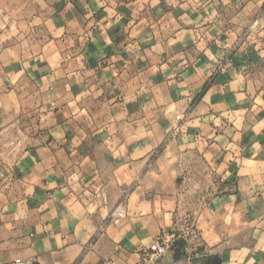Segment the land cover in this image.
Instances as JSON below:
<instances>
[{"label":"crops","instance_id":"0c3cea01","mask_svg":"<svg viewBox=\"0 0 264 264\" xmlns=\"http://www.w3.org/2000/svg\"><path fill=\"white\" fill-rule=\"evenodd\" d=\"M172 230L162 262L264 264V0H0V259Z\"/></svg>","mask_w":264,"mask_h":264},{"label":"built area","instance_id":"2783aa9c","mask_svg":"<svg viewBox=\"0 0 264 264\" xmlns=\"http://www.w3.org/2000/svg\"><path fill=\"white\" fill-rule=\"evenodd\" d=\"M88 38V36H87ZM117 218L123 217V211L117 209L115 212ZM184 231H190L187 221L184 222ZM178 231H162L160 235L142 251V259L138 264H182L176 261L162 262L167 252L173 248L175 241L179 238ZM0 264H39L36 258L18 259L15 261H3L0 259Z\"/></svg>","mask_w":264,"mask_h":264}]
</instances>
